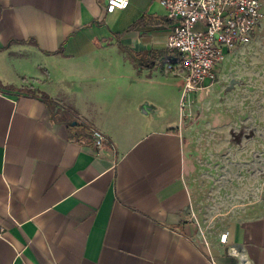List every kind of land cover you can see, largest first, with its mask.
Wrapping results in <instances>:
<instances>
[{"label": "crops", "instance_id": "obj_1", "mask_svg": "<svg viewBox=\"0 0 264 264\" xmlns=\"http://www.w3.org/2000/svg\"><path fill=\"white\" fill-rule=\"evenodd\" d=\"M106 1L0 0V264H264V203L196 207L174 21Z\"/></svg>", "mask_w": 264, "mask_h": 264}, {"label": "rangeland", "instance_id": "obj_2", "mask_svg": "<svg viewBox=\"0 0 264 264\" xmlns=\"http://www.w3.org/2000/svg\"><path fill=\"white\" fill-rule=\"evenodd\" d=\"M183 118L196 207L209 218L264 203V55L235 51Z\"/></svg>", "mask_w": 264, "mask_h": 264}, {"label": "built area", "instance_id": "obj_3", "mask_svg": "<svg viewBox=\"0 0 264 264\" xmlns=\"http://www.w3.org/2000/svg\"><path fill=\"white\" fill-rule=\"evenodd\" d=\"M129 0H107L108 14L125 10ZM174 28L168 48L178 59L166 72L181 81L182 118L192 119L193 98L217 79L216 68L226 55L251 43L264 22L262 0H161ZM95 147L104 148L105 137L93 131ZM204 236V232H202ZM228 233L220 242L227 243Z\"/></svg>", "mask_w": 264, "mask_h": 264}, {"label": "trees", "instance_id": "obj_4", "mask_svg": "<svg viewBox=\"0 0 264 264\" xmlns=\"http://www.w3.org/2000/svg\"><path fill=\"white\" fill-rule=\"evenodd\" d=\"M144 22V18L140 19V21H138V24H141ZM165 56H167L166 58L168 60H171L173 58V56L170 54V49L168 48V52L166 54H164Z\"/></svg>", "mask_w": 264, "mask_h": 264}]
</instances>
